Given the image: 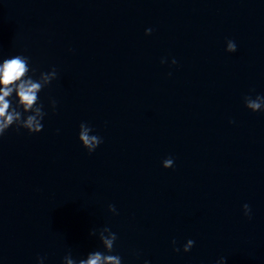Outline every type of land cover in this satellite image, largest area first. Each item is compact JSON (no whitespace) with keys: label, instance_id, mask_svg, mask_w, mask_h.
<instances>
[{"label":"water","instance_id":"obj_1","mask_svg":"<svg viewBox=\"0 0 264 264\" xmlns=\"http://www.w3.org/2000/svg\"><path fill=\"white\" fill-rule=\"evenodd\" d=\"M15 55L57 78L43 130L0 137V264L87 259L105 227L122 264H264V0H0Z\"/></svg>","mask_w":264,"mask_h":264},{"label":"clouds","instance_id":"obj_2","mask_svg":"<svg viewBox=\"0 0 264 264\" xmlns=\"http://www.w3.org/2000/svg\"><path fill=\"white\" fill-rule=\"evenodd\" d=\"M152 29H146L145 34L150 35ZM226 51L234 53L237 51V45L233 40H228ZM165 63V60H161ZM173 65L177 61L173 58ZM30 71L33 75H29ZM35 69H30L29 57L24 55H15L11 58L3 59L0 63V137L5 132L15 126L16 130L26 129L29 134L39 133L43 130L42 121L46 115L43 105L39 102V93L47 87L54 79L57 78V71L52 68L49 72H41L37 79H34ZM15 93L18 98L16 104L13 105L12 94ZM245 106L252 112L264 111V96L257 95L255 98L251 96L244 97ZM51 107L55 109L57 102L51 100ZM30 113V114H28ZM28 114V115H25ZM93 129L82 122L79 126V140L88 153H93L97 147L103 142L102 138L94 135ZM162 166L172 168L174 160L169 157L163 160ZM109 211L116 214L114 205H109ZM244 215L251 218V208L248 204L243 205ZM107 233V235H105ZM90 235H96V231L92 230ZM100 240L105 252L95 251L88 254L87 259L72 258L69 252L63 258V264H122L119 255L111 254L114 250V243L117 240L116 233L105 227L100 230ZM173 245L176 241H172ZM194 241L189 239L183 246V251L188 252L194 246ZM174 251H180L174 248ZM108 253V254H105ZM38 264H43V258H39ZM145 264H148L145 261ZM216 264H226L225 258L221 257Z\"/></svg>","mask_w":264,"mask_h":264}]
</instances>
